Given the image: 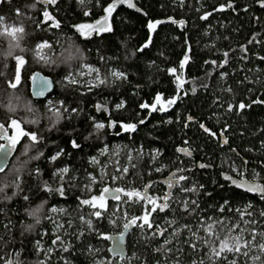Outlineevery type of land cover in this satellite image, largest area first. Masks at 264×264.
I'll return each mask as SVG.
<instances>
[{"label":"trees","instance_id":"obj_1","mask_svg":"<svg viewBox=\"0 0 264 264\" xmlns=\"http://www.w3.org/2000/svg\"><path fill=\"white\" fill-rule=\"evenodd\" d=\"M114 1L120 2L0 0V18L22 28L15 37L0 32V124L8 128L14 120L37 137L20 136L6 163L0 157V264H96L104 257L101 264H230L231 258L264 264V254L253 261V249L212 262L198 239L208 238L202 222L214 219L243 226L248 242H264V198L223 179L234 166L244 170L246 158L264 182V106L258 103L264 100V0H129L133 8L119 6L109 31L83 37L74 30ZM167 17L187 26L162 25L147 46V22ZM85 64L97 69V84L80 76ZM36 71L55 84L44 100L30 94ZM158 96L175 103L149 115ZM98 122L105 126L98 129ZM219 133L227 134L228 148ZM186 145L207 166L195 170L166 218L157 220L170 228L168 238L134 232L127 257L111 258L101 236L120 232L143 208L128 198L105 206L83 201L107 186L142 190L180 165L176 148Z\"/></svg>","mask_w":264,"mask_h":264},{"label":"flooded vegetation","instance_id":"obj_2","mask_svg":"<svg viewBox=\"0 0 264 264\" xmlns=\"http://www.w3.org/2000/svg\"><path fill=\"white\" fill-rule=\"evenodd\" d=\"M50 4H54L53 2H50V0H47ZM47 2V3H48ZM259 2H257L258 4ZM132 5V3L129 0H124V2H118V1H114L112 2L110 5H108L105 10H104V14L101 15L99 18H97L96 20L92 21V22H84V23H80L77 24L74 27V30L81 36L83 37H89V36H93V35H99L101 33L107 32L111 29V23H112V17L113 15L118 11V7L119 6H126L128 7L129 5ZM110 6L112 7L111 11H106V9H109ZM133 8V6H132ZM183 19V18H181ZM101 21H105L107 28L102 29V30H98V29H92L89 33L84 34L83 33V28L85 26H92V25H97L99 24V22ZM155 20H150L147 22L146 28L148 30V26L153 23ZM175 25L178 30L182 31L184 27L187 26L183 25L182 28H179L178 25ZM83 26V27H82ZM157 32V31H156ZM148 37H149V30H148ZM181 78V77H179ZM179 86H180V90L179 92H181V89L183 87L182 82L179 81ZM177 97H180V94L177 95ZM258 97H260V94H258ZM161 102H166V101H161L159 99V101H157V99L150 105H148V113L153 114L155 111H158L160 108L162 107ZM175 103V101H174ZM258 103L263 104L264 106V100H258ZM156 104V108L157 110H153L152 109V105ZM172 104H167V109L172 106ZM207 134L210 135V133L208 131H206ZM3 134H6L8 136H12L9 132L8 128H4L3 129ZM2 134V135H3ZM219 141L225 145L226 148H228V137L227 134L225 133L224 135L222 133H219ZM225 140L227 141L225 143ZM3 143H6V141L2 140ZM180 149H185L187 150V152H190L191 155L186 154L185 151H180ZM176 151L178 153L179 156H181V163L178 167L165 172L164 174L156 177L155 179H152L151 181H148L146 183V185L143 187L142 190H133V191H138L140 192L142 195H145L151 199L152 201H154V203H150L149 199H138L133 197L132 199H129V201L132 204H136V205H141L143 208V212H142V216L141 218L138 219V217H133L131 219H128V221H132V227L129 231V234L127 236V241L130 235H132L134 232H145V231H149L150 235L152 236V234H156L157 237L159 239H163L166 240L169 236V232H170V228L168 227V225H166L163 221H157L158 219H164L166 218V215L168 214L172 203L174 201V199H176L179 195V193L181 191H183V189L185 188V186L188 185L189 179L192 176V174L195 172L196 169L201 170L204 167H200V165H205L207 166L205 163H203L202 161H194V150L190 147V146H177ZM243 162H244V170H239L236 166L232 167L231 173L228 171H225L223 173V179L227 182V185L229 187H233L237 190H239L240 192H243L245 194H247L250 197H254L257 199H262L264 198V192L259 191V190H253V191H249L248 190V185H255V186H259V187H264V182L261 180V174L259 171H257V168L250 166L251 164V160H248L246 158H243ZM250 166V167H249ZM249 168H252L254 170V173H249L248 170ZM212 169V167H211ZM180 176H184L186 177V179L184 180H179ZM226 177H230V179H226ZM177 181H179L177 183ZM233 181H235L236 183H233ZM170 182H171V187H170ZM241 183H243V186H238L241 185ZM246 185V186H245ZM104 189L101 191L100 195L97 197V199H99L103 194ZM126 191H123L122 194L120 195L119 199H115L113 201H120L121 199H123L126 195H124ZM132 192V191H129ZM104 197V196H103ZM105 204H107L108 201H112V200H107L105 197L103 198ZM93 203V200H92ZM94 204V203H93ZM167 204V207L163 208V210H161L162 205ZM95 205V204H94ZM153 208H155V210H153ZM147 214V223H145V220L143 219V217H145V215ZM126 222V223H127ZM124 223V225L126 224ZM163 223V224H161ZM202 226H205L206 224L212 225V229H211V234H209L208 231H206V229L208 227H204L203 231L205 233V235H208V237H218L221 239H230L233 240L235 239L236 233L237 232H242L243 234V238L244 241H246V237H245V232H244V228H242L243 226H240V228H238L239 225H237L235 222L231 223L229 221H218V220H214L211 219L209 221L206 222H202ZM149 224H151V227H149ZM124 225L122 227V230L124 228ZM202 228V227H201ZM220 228L222 230H220ZM122 230L118 233L115 234H119L122 232ZM220 232L222 233V236L220 235ZM208 239V238H207ZM127 241H126V246H127ZM206 247H208V244L206 245ZM127 248V247H126ZM244 248V247H243ZM223 253V252H221ZM228 254V253H227ZM220 257V256H219ZM218 257V258H219ZM228 257V255H227ZM116 258V257H115ZM217 258V259H218Z\"/></svg>","mask_w":264,"mask_h":264},{"label":"rangeland","instance_id":"obj_3","mask_svg":"<svg viewBox=\"0 0 264 264\" xmlns=\"http://www.w3.org/2000/svg\"><path fill=\"white\" fill-rule=\"evenodd\" d=\"M45 17H46V15H45ZM46 18H49V16H48V14H47V17ZM105 28H107V25H106V22L105 21H101V22H99V24H97V25H92V26H85L84 28H83V33L84 34H87V33H89L92 29H98V30H102V29H105ZM22 30V28H21V26H19V25H12V24H6L3 20H0V32H2V33H6V34H9V35H11L12 37H15L16 36V34L17 33H19L20 31ZM40 45H44V44H40ZM20 65H21V63L19 62V64H18V66L20 67ZM81 69H82V71H81V74H80V76H85V74H87L88 75V77H86V78H88L87 79V82H88V84L89 85H92V84H97L99 81H100V79H99V73H98V71H97V69L96 68H93L91 65H88V64H85V65H81ZM95 73H97L98 75H92V74H95ZM113 74H115V73H113ZM93 76V77H92ZM76 78V77H75ZM66 79L67 80H72L73 81V79H74V77H69V76H67L66 77ZM169 101H173V100H168V101H166V102H161V106L166 110L167 109V104H169L168 102ZM175 101V100H174ZM51 102V101H50ZM170 104H172V103H170ZM169 104V105H170ZM51 108H54V106H51ZM159 108H161V107H159ZM17 124H18V127H15V126H12L11 124L9 125V127H8V129H10L11 131H15V132H17L18 134L17 135H20V133H21V131L22 130H20V125H19V123L17 122ZM97 124H101L100 122H98V123H96V125ZM124 126H128V124H124V125H122V128L123 129H125L126 130V128L124 127ZM130 130V129H129ZM113 150H114V153L116 154L117 152L119 153V150H120V148H118V145H116V146H114L113 147ZM107 151V148L106 147H104V149L102 150V152L103 153H105ZM128 153H131V150H128ZM56 157L57 156V153H55L51 158H53V157ZM67 169V171H68V167L67 166H64V167H62V168H60L58 171H57V173L58 174H60V176L62 177L63 175H65L67 172H63L62 170L63 169ZM89 177L90 178H92L93 180H95V178L90 174L89 175ZM127 192V191H126ZM124 198H128L127 196H125ZM124 199L122 200V201H120L121 203H124ZM93 203L95 204V205H100V206H105L106 204H105V202H104V200H101V199H96L95 201H93ZM56 222H57V226L55 227L56 229H58V228H60V227H62V221L61 220H59V219H57L56 220ZM124 223H126V221H124ZM122 225H124V224H122ZM204 227H208V225L206 224L205 226H202V228H204ZM201 228V229H202ZM113 234H115V233H113ZM236 236L237 237H239L240 238V240H239V244L241 245V249H240V251L239 252H236V251H224L223 253H220V257L221 258H223V259H225V258H227V253L228 254H233V255H237V254H239V253H242V252H245V253H248L251 249H253L254 251H255V255H253V261H258L260 258H262V257H260V256H262L263 254H264V251H262L261 249H260V247H259V245L260 244H264V242H262V241H259V242H256V241H251V242H248V241H244V238H243V234H242V232L240 233V232H237L236 233ZM102 238L104 237V238H106V235H103V236H101ZM198 239H200V240H202L203 242H206L207 244H208V247H207V252H206V255H205V259H206V257H207V255H208V257L212 260V262L214 261L215 262V260H217V258L219 257V256H216L214 253H213V249L215 248L217 251H219V248H220V241L221 240H223V239H221V238H218L217 236L216 237H208V240H207V236H204V234H202V235H200V236H198ZM108 241V240H107ZM235 243H236V241H235V239H233V240H229V244L231 245V246H234L235 245ZM247 243V247H244V245ZM108 244H109V241H108ZM244 247V248H243ZM109 253V252H108ZM258 257V259H256ZM108 258H102V259H95V262L94 263H96V264H101V263H106V262H108V260H107ZM255 259V260H254ZM111 262V260L109 261V263ZM228 262H230V264H237V262L235 261V258H231V259H227V263ZM255 264H260V263H255Z\"/></svg>","mask_w":264,"mask_h":264},{"label":"snow or ice","instance_id":"obj_4","mask_svg":"<svg viewBox=\"0 0 264 264\" xmlns=\"http://www.w3.org/2000/svg\"><path fill=\"white\" fill-rule=\"evenodd\" d=\"M50 2H55V0H50ZM120 2H124V0H120ZM129 6H132L131 4L129 5ZM112 7L113 6H110L109 7V9H106V11H111L112 10ZM46 15V17H47V13L45 14ZM0 20H2V18H0ZM55 26H57L58 27V24L57 25H55ZM83 27V26H82ZM149 27L151 28V27H153V25H149ZM44 46H47L46 44L45 45H39L38 47H44ZM225 56H227V53H225ZM185 59H187V57L185 58ZM18 60H19V58H18ZM226 62V61H225ZM183 66V65H182ZM173 71H175V70H173ZM115 75H117V76H119V75H121V74H115ZM17 82L19 81V75L17 74ZM102 83H103V81H101ZM12 87H15L16 86V84H12L11 85ZM44 87H47V82H44V83H42L41 84V88H44ZM178 87H179V85H178ZM39 94H43L42 92L41 93H39ZM159 99H160V97L158 96L157 97V101H159ZM169 104L170 103H174V100L173 101H169L168 102ZM119 107V106H118ZM142 107H147V105H142ZM245 107V105H243V104H241L240 105V108L241 109H243ZM152 109L153 110H157V108H156V104H153L152 105ZM160 111H163V110H165L163 107H161L160 109H159ZM189 119H191V117H189ZM11 125L12 126H15V127H18V124H17V122L16 121H12L11 122ZM105 125L104 124H97L96 125V127L99 129V128H103ZM125 128H126V130L127 129H134V127H135V125H128V126H124ZM201 127H204L203 125H201ZM0 129H4V125H2V124H0ZM205 131H210V130H208V129H205ZM22 135H29V138H30V140L32 141V142H36L37 141V137H36V135L35 134H27V133H23V131H21V133H20V135H12V136H8V135H6V134H3V135H0V140H4V141H6V143H0V157H3V159H4V162L6 163V161H7V157L15 150V148H16V145L18 144V142H19V139H20V136H22ZM212 135H215L214 133H212ZM227 141L225 140V143H226ZM73 147H79V145H77L76 143H75V141H73ZM180 151H185L186 152V154H188V155H191V153L190 152H187V150H185V149H180ZM60 153H57V156L59 155ZM53 159H56V157L54 156L53 157ZM200 167H206L205 165H200ZM4 171V166L2 165V164H0V172H3ZM63 172H67V169L65 168V169H63L62 170ZM125 171H126V169H125ZM184 179H186V177H184V176H180L179 177V180H184ZM226 179H230V177H226ZM179 181H177V183H178ZM233 183H236L235 181H233ZM172 185H171V182H170V187H171ZM238 186H243V183H241V185H238ZM248 187V190L249 191H253V190H259V191H262V192H264V187H259V186H255V185H248L247 186ZM0 191H2V189H0ZM117 193H119V192H123L124 190L123 189H117V190H115ZM185 191H193V192H195V191H197V189L195 188V187H193V188H191V189H185ZM104 192H109V189H104ZM124 195H126L129 199H132L133 197H135V198H138V199H141V200H143V199H149L147 196H146V194L145 195H142L140 192H138V191H132V192H125L124 193ZM103 195L99 198V199H101V200H103ZM114 198L115 199H119L120 197H119V195H116V196H114ZM25 199H27V197H25ZM97 199V197H93L92 198V200L93 201H95ZM149 202L150 203H154V201H152L151 199H149ZM83 203H85V204H90V203H92V201H88V200H85V201H83ZM193 203H195L194 201H193ZM93 206H95V205H93ZM161 207V210H163V208H165V207H167V204H164V205H162V206H160ZM153 210H155V208H153ZM95 215H97V216H99L100 215V213L99 212H96L95 213ZM143 219L145 220V223H147L148 221H147V214L145 215V217H143ZM90 223V222H89ZM149 227H151V224H149ZM211 229H212V225H209L208 226V228L206 229V231H208L209 232V234H211ZM121 238H122V235H121ZM253 239H255V236H253ZM239 240H240V238L239 237H236L235 238V241H236V243H235V245L234 246H231L230 244H229V239L228 238H226V239H224V240H221L220 241V248H219V251H217L215 248L213 249V253L216 255V256H219L220 255V253L221 252H224V251H236V252H239L240 251V249H241V245L239 244ZM244 247H247V243L244 245ZM259 247H260V249L262 250V251H264V244H260L259 245ZM245 255H247V253H244ZM256 259H258V257L256 258Z\"/></svg>","mask_w":264,"mask_h":264},{"label":"water","instance_id":"obj_5","mask_svg":"<svg viewBox=\"0 0 264 264\" xmlns=\"http://www.w3.org/2000/svg\"><path fill=\"white\" fill-rule=\"evenodd\" d=\"M168 24H176L178 25L179 28H182L183 25H186L187 22L185 19H174L173 17H167V18H161L155 20L151 25L153 27L148 26L149 30V37L146 42V45L149 46L154 34L156 31L159 29L160 26L162 25H168ZM47 82V87L41 88V84ZM55 89V84L54 81L52 80L51 77L44 75L41 72H34L31 75L30 78V94L33 99L35 100H44L46 99L49 95L53 93ZM43 94H39V93ZM246 186V185H245ZM105 189H109V192H104L103 191V196L107 200H115L114 196L122 194V192L117 193L115 190L121 189L118 187H113V186H107ZM132 227V221H128L122 230L121 233L119 234H109L106 236V240L109 241V246H108V252L111 256V258H118L119 260H123L127 257V248H126V241H127V236L129 234V231ZM122 235V238H121Z\"/></svg>","mask_w":264,"mask_h":264}]
</instances>
